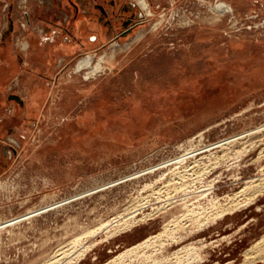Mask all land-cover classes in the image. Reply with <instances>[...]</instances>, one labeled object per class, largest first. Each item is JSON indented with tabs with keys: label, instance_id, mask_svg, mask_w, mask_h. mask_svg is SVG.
<instances>
[{
	"label": "rangeland",
	"instance_id": "374dc122",
	"mask_svg": "<svg viewBox=\"0 0 264 264\" xmlns=\"http://www.w3.org/2000/svg\"><path fill=\"white\" fill-rule=\"evenodd\" d=\"M221 2L0 0L18 67L33 31L54 57L39 103L16 76L4 95L0 264H107L178 219L176 241L128 264L186 247L194 264H264V129L251 133L264 127V5ZM188 165L197 194L184 199L170 172ZM168 198L182 203L157 212ZM198 207L220 211L195 231L182 216ZM136 214L151 216L127 227Z\"/></svg>",
	"mask_w": 264,
	"mask_h": 264
},
{
	"label": "bare ground",
	"instance_id": "6f19581e",
	"mask_svg": "<svg viewBox=\"0 0 264 264\" xmlns=\"http://www.w3.org/2000/svg\"><path fill=\"white\" fill-rule=\"evenodd\" d=\"M216 9H218L219 11H221V12H226V11H230V8H228L227 6H224V5H217V7H216ZM232 10V9H231ZM81 65V64H80ZM262 129H264V127H262V128H258L257 130H255V131H253V132H251V133H255V132H258V131H260V130H262ZM251 133H249V135L251 134ZM245 135H243V136H240L239 138H237V139H241V138H243ZM236 139V140H237ZM236 140H234V141H236ZM263 153V152H262ZM210 159V158H209ZM187 161V159L186 158H183L182 159V163H185ZM197 161V160H196ZM198 162V161H197ZM202 163V162H201ZM197 165V164H196ZM199 165V164H198ZM193 166V165H192ZM197 167V166H196ZM217 167V166H216ZM190 168H192V167H190ZM196 169V168H195ZM194 169V170H195ZM206 169V168H205ZM194 170L193 169H189V165L188 166H186L183 170H180V168H175L174 170H172L171 172H170V175H171V178H170V180L171 181H174L172 184H174L175 185V190H178V191H182V192H184L185 193V195H183L185 198L184 199H186V198H188V196L189 195H191V194H194V193H196V190H197V188L194 186V179H190L191 177H193L192 176V174H191V172H194ZM204 170V169H203ZM197 171V170H196ZM199 171V170H198ZM205 172V171H204ZM208 172V170L206 171V173ZM197 174H200V172L198 173V172H196ZM208 174V173H207ZM264 174V173H263ZM194 175V174H193ZM196 175V174H195ZM202 176V175H201ZM263 176V175H262ZM263 178H264V176H263ZM188 179H190L189 181H188ZM175 180H179L180 182H179V184L177 183V182H175ZM198 180V179H197ZM262 180V179H261ZM260 180V181H261ZM188 181V182H187ZM200 182V181H199ZM198 182V183H199ZM202 182V181H201ZM253 182H255V181H253ZM259 182V181H258ZM263 182V181H262ZM193 183V184H192ZM196 183V182H195ZM263 184V183H262ZM256 185V184H255ZM254 185V187H256ZM258 186V185H257ZM170 187V186H169ZM171 187H172V185H171ZM211 187H212V185H211ZM253 187V188H254ZM200 189V188H199ZM203 190H205V188L203 189ZM262 190H264V185L263 186H261L260 187V189H259V191H262ZM177 191V192H178ZM187 191H193L192 193H186ZM206 191V190H205ZM258 191V192H259ZM183 193V194H184ZM199 193V192H198ZM201 193V192H200ZM197 194V193H196ZM194 196V195H193ZM184 199H182L181 198V200H184ZM168 201H167V203H165L162 207H160V208H157V212H158V210H165L166 209V207L167 206H170V207H172L174 204H176V202H179L180 200H176L175 201V199H172V198H168L167 199ZM181 202V201H180ZM184 202H185V200H184ZM184 202H183V205H184ZM182 203V202H181ZM186 203V202H185ZM209 204H212V202L211 203H209ZM188 205V204H187ZM201 205V204H200ZM214 205H216V204H214ZM229 205H231L229 208H226V209H222L221 211H220V209H219V211H220V214L219 213H217L218 215H219V217H222L223 215H225V214H227V212H230V211H233V210H235V208H237L238 207V203H232V204H229ZM198 206V205H197ZM185 207V206H184ZM190 207V206H189ZM193 207H195V206H193ZM192 207V208H193ZM227 207V206H226ZM169 208V207H168ZM185 208H187V206L185 207ZM190 209L189 210V212H187V213H189V215H184V216H182V217H184V218H187L186 220L188 221V222H192L193 223V227H194V229H195V231H198V230H201V229H203V228H205V227H207L209 224H211V222H214L215 221V213L216 212H219V211H216L215 213L214 212H209L208 210H204L203 208H199L198 207V209L196 210V209ZM211 208H212V206H211ZM210 208V209H211ZM214 208V207H213ZM221 208V207H220ZM223 208V207H222ZM212 210H214V209H212ZM212 210H210V211H212ZM217 210V209H216ZM215 211V210H214ZM161 212V211H160ZM34 214H37V212L36 213H33L32 215H34ZM218 215H216V216H218ZM30 216V215H29ZM151 215H145L144 217H141V218H138L137 219V214L136 215H134V216H132L131 217V219L133 218L134 220L133 221H131L130 223H128V225H127V227H132L134 224H136V223H138V222H142V221H144V220H146L147 218H149ZM179 218V217H178ZM175 220H177V219H175ZM179 220V219H178ZM178 220L177 221H173V222H171L170 224H167L166 226H165V228H164V230L161 232V233H159V234H157V235H155V236H153V237H150V238H148V239H146L145 241H143V242H141V243H139L138 245H136V246H133V247H131V248H129V249H127V250H125V251H123L121 254H119L117 257H115L113 260H111L110 262H108L107 264H128V263H132L133 261H135V258H137V257H139V255H138V251L140 250V249H142V248H152V247H155V244L156 243H160L161 244V246H165L166 245V243H172V242H174V241H176L179 237H178V234L180 233V230L182 229L183 230V227L180 225V223L178 222ZM180 220H181V218H180ZM182 220H183V218H182ZM186 220L184 221V222H186ZM130 221V220H129ZM182 222V221H181ZM187 223V222H186ZM189 223V224H190ZM185 225V224H184ZM185 230V229H184ZM194 232V231H193ZM259 245H260V248L262 247V248H264V237H262V239L259 241ZM153 253V252H152ZM196 254V253H195ZM194 253H193V248L191 247V248H188V247H186V248H182L181 250H179L178 252H176V253H174L173 255V257L172 258H164V259H162V260H157V258H155L154 257V254L153 255H144V256H142V257H144V259L142 260L144 263H147V264H194L196 261H197V255H195Z\"/></svg>",
	"mask_w": 264,
	"mask_h": 264
},
{
	"label": "crops",
	"instance_id": "0c3cea01",
	"mask_svg": "<svg viewBox=\"0 0 264 264\" xmlns=\"http://www.w3.org/2000/svg\"><path fill=\"white\" fill-rule=\"evenodd\" d=\"M219 1H224L226 3H219L218 5H224L232 9L237 7H247L253 3H262L264 5V0H198L199 4L213 5ZM228 3V4H227ZM232 11V10H231ZM87 31H90L89 24L86 23ZM41 27V25H40ZM87 31H82V33H87ZM42 32V31H41ZM40 32L33 31L31 34L27 35V39L24 43H28L27 47H24L25 54L27 55L26 61L27 64L22 68L18 67L17 60L14 56V49L11 43H1L0 45V111L3 107L4 95L9 89L10 79L15 77V81H21L27 87L30 95H33V102L39 103L42 99L41 96L44 94L41 91L43 85H48V82H45V78H41V72L44 70H51L53 58L51 51L45 49L42 43H39ZM4 55V56H3ZM3 56V57H2ZM3 58V60H2ZM22 74V75H21ZM14 81V82H15ZM9 94V93H8ZM22 98L23 96L19 94ZM4 121L0 122V128L3 126Z\"/></svg>",
	"mask_w": 264,
	"mask_h": 264
}]
</instances>
